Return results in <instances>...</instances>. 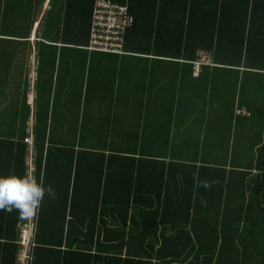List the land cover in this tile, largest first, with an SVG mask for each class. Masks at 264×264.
I'll return each instance as SVG.
<instances>
[{
  "label": "crops",
  "instance_id": "0c3cea01",
  "mask_svg": "<svg viewBox=\"0 0 264 264\" xmlns=\"http://www.w3.org/2000/svg\"><path fill=\"white\" fill-rule=\"evenodd\" d=\"M168 3L175 17L206 1L157 0L158 6ZM76 4L0 0V177H21L25 152L26 177L33 160L36 182L52 189L37 211L64 210L67 226L84 221V211L92 212L85 222H100L102 209L114 208L109 201L117 186L129 188L136 169L129 220L143 223L144 212H159L181 225L188 209L197 235L204 242L217 239L227 250L221 264H231L227 257L235 264H264V73L229 70L214 54L199 51L197 57L209 55L210 63L195 78L194 61L187 58L106 54L44 41L50 33L47 20H83V8ZM203 9L197 18L214 17L207 5ZM259 17L245 28L250 37L264 34V15ZM197 29L210 33L205 25ZM13 34L16 39L5 37ZM239 110L249 116L237 115ZM38 112L45 119L41 144L45 151L50 147L40 162ZM69 147L94 154L71 156ZM126 157L144 160L133 164ZM102 183L108 190L102 191ZM14 210L0 208L1 225ZM19 213L18 226L26 219Z\"/></svg>",
  "mask_w": 264,
  "mask_h": 264
},
{
  "label": "trees",
  "instance_id": "16d2710c",
  "mask_svg": "<svg viewBox=\"0 0 264 264\" xmlns=\"http://www.w3.org/2000/svg\"><path fill=\"white\" fill-rule=\"evenodd\" d=\"M129 1V4L126 3L127 0L111 1L119 6L128 5L129 13L135 21L132 29L125 35L124 53L138 56L154 54L153 56L164 58H187L195 61L201 51L214 54L218 62L229 66L226 67L227 69L242 67L245 73H264V34L261 32L250 37L245 32L248 24L254 25V16L263 17L264 0H205L206 3L191 5L187 13L183 10L182 16L175 17L170 3L158 6L157 0H150L146 4L140 3L141 0ZM73 4L74 0H67L68 8ZM94 4L95 0H77L76 7L83 8L84 17L75 24L74 20L68 23V19L47 20L50 33L44 41L60 42L75 49L89 47ZM206 5L208 9L214 11V17L197 18L196 14L206 10L203 9ZM209 6H212V9ZM167 9L170 15L165 12ZM181 9H183L182 5L178 11L180 12ZM238 12L239 16L234 18ZM218 13L220 18H217ZM60 24L62 26H59ZM1 25L3 23L0 22ZM71 25L72 29H70ZM202 25L210 29L209 34L198 33L197 27ZM59 29L62 30L61 34L56 32ZM15 36L16 34L5 37L16 39ZM147 42L162 44L163 47L158 50H147L143 48ZM43 120L45 119L42 118V113L38 112L35 149L39 162L43 153L47 154L50 150V147H46L45 151L41 144L45 139V131L41 128ZM24 140L26 144L22 145L26 146L27 139ZM67 152L71 156L94 154L85 150L74 151L72 147H69ZM24 156L25 152L20 159L22 160L21 177H26L27 173ZM124 159L132 161L133 164L144 160L134 157ZM193 169L195 168H190ZM135 170L131 172L129 188H126L125 183L117 186L116 193L112 194V201H109L114 208L104 207L100 222H85L88 218L92 219V212L84 211L85 219L80 221L79 225L64 226V210L63 212L39 210L33 232L31 264H221L223 257L227 255V250L222 245L218 247L217 239L215 242H204L201 236L197 235L198 229L189 221L188 209L181 214L183 220L181 225L172 218H165L166 215H161L159 212H144L147 220L143 223L128 219L132 196H134ZM262 170H264V161H262ZM39 172L40 164H37V179ZM105 190H108V186L102 183V191ZM252 198L262 204L259 197ZM261 212L264 213V209ZM69 213L72 217L75 216L74 211ZM19 215L21 218H26L21 213ZM17 219L15 209L6 217L7 224H0V264H18L21 245L18 242L20 228L16 224ZM227 258V262L235 264L236 259Z\"/></svg>",
  "mask_w": 264,
  "mask_h": 264
},
{
  "label": "built area",
  "instance_id": "2783aa9c",
  "mask_svg": "<svg viewBox=\"0 0 264 264\" xmlns=\"http://www.w3.org/2000/svg\"><path fill=\"white\" fill-rule=\"evenodd\" d=\"M134 18L126 6H119L111 0H95L91 23V35L88 51L106 54H123L124 39L127 32L134 26ZM210 63V56L200 54L192 63L193 76L199 77L203 64ZM238 115H248L244 110L236 112ZM34 161L29 162L28 178L35 180ZM37 210L26 216L25 223L19 226V244L21 249L18 254V264H31V250L33 246V232L36 225Z\"/></svg>",
  "mask_w": 264,
  "mask_h": 264
},
{
  "label": "clouds",
  "instance_id": "9594fccd",
  "mask_svg": "<svg viewBox=\"0 0 264 264\" xmlns=\"http://www.w3.org/2000/svg\"><path fill=\"white\" fill-rule=\"evenodd\" d=\"M46 193L52 195V189L31 178L15 175L0 177V208H15L22 215L30 216Z\"/></svg>",
  "mask_w": 264,
  "mask_h": 264
},
{
  "label": "rangeland",
  "instance_id": "374dc122",
  "mask_svg": "<svg viewBox=\"0 0 264 264\" xmlns=\"http://www.w3.org/2000/svg\"><path fill=\"white\" fill-rule=\"evenodd\" d=\"M228 131H227V134H228ZM232 136L237 137V136H239V133L237 134L235 132H232ZM225 148H226V146H221L219 149L224 150ZM247 164H248V161H245V164L244 165H247Z\"/></svg>",
  "mask_w": 264,
  "mask_h": 264
}]
</instances>
